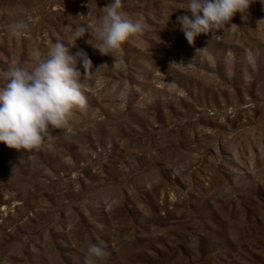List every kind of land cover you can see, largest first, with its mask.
Here are the masks:
<instances>
[{
  "label": "rangeland",
  "instance_id": "1",
  "mask_svg": "<svg viewBox=\"0 0 264 264\" xmlns=\"http://www.w3.org/2000/svg\"><path fill=\"white\" fill-rule=\"evenodd\" d=\"M109 3L0 0V86L57 40L96 70L46 147L0 142V264H264V3L190 45L187 0H121L144 30L101 55Z\"/></svg>",
  "mask_w": 264,
  "mask_h": 264
},
{
  "label": "clouds",
  "instance_id": "2",
  "mask_svg": "<svg viewBox=\"0 0 264 264\" xmlns=\"http://www.w3.org/2000/svg\"><path fill=\"white\" fill-rule=\"evenodd\" d=\"M253 2L187 0L182 8L186 14L177 16L175 29L193 45L200 34L215 36L220 30L226 31L233 25V17L237 13H246ZM260 2L264 3V0ZM85 24L77 27L74 33L76 41L90 32L94 38L87 43L101 55L118 50L144 30L139 21L132 20L121 11V0H111L98 22ZM10 32L13 36L18 35L15 28ZM81 69L84 80L96 72L86 52L72 54L70 47L60 40L32 66H11L7 71V83L0 86V142L18 150L39 151L46 147L51 142V129L59 128L73 109L82 108L86 103ZM103 254L101 247L89 245L84 254V264H93V260Z\"/></svg>",
  "mask_w": 264,
  "mask_h": 264
}]
</instances>
